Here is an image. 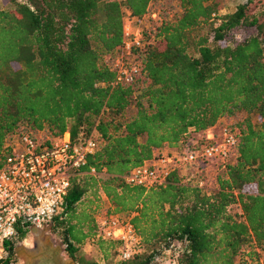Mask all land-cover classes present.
Segmentation results:
<instances>
[{"label":"trees","instance_id":"16d2710c","mask_svg":"<svg viewBox=\"0 0 264 264\" xmlns=\"http://www.w3.org/2000/svg\"><path fill=\"white\" fill-rule=\"evenodd\" d=\"M1 1L10 8L0 10V164L22 132L97 140L49 225L67 258L97 264L78 253L91 240L103 261L115 249L108 264H153L164 254L170 264H264V3L223 13L224 0H171L172 12L156 0ZM141 19L143 45L127 53L139 77L116 84L123 22ZM236 115L244 119L227 123L237 131L234 157L217 164L212 190L177 170L149 187L125 182ZM102 215L127 219L139 252L118 259L121 243L97 235Z\"/></svg>","mask_w":264,"mask_h":264},{"label":"built area","instance_id":"2783aa9c","mask_svg":"<svg viewBox=\"0 0 264 264\" xmlns=\"http://www.w3.org/2000/svg\"><path fill=\"white\" fill-rule=\"evenodd\" d=\"M137 23L123 22L121 49L111 63L116 84L130 85L139 77L138 64L127 56L132 48L143 45ZM236 136L237 131L228 125L212 127L205 131L203 144L162 154L131 170L124 180L149 187L162 183L170 170H177L184 181L204 188L202 177L207 166L234 157ZM6 146L8 152L0 164V264H16L7 247L16 238L17 230L50 225L62 210L70 179L95 151L97 140L93 134L72 140L68 132L57 138L22 132L13 135ZM96 229L101 238L121 243L118 259L127 260L139 252L138 238L127 219L102 215L96 218Z\"/></svg>","mask_w":264,"mask_h":264},{"label":"rangeland","instance_id":"374dc122","mask_svg":"<svg viewBox=\"0 0 264 264\" xmlns=\"http://www.w3.org/2000/svg\"><path fill=\"white\" fill-rule=\"evenodd\" d=\"M244 0H224L220 5V11L223 13L232 12L236 5L243 3ZM264 0H256L249 6L250 12H256L259 10ZM155 5L163 12H172L174 2L171 0H156ZM8 4L2 3L0 0V10L9 9ZM137 26L142 28H148L149 23L145 19H141ZM238 38V35H237ZM244 119V115H236L230 118L228 121H223L219 125L224 126L227 123L239 122ZM251 123L254 127L257 126V120L255 117H251ZM163 154H166L163 153ZM217 165L209 164L206 168V173L202 177L205 188L213 189L214 178L218 170ZM252 192L253 188H249ZM114 248L109 250L107 254L108 261H103V255L97 249L94 242L91 240H84L79 246V255L86 260L96 262L97 264H108L115 260ZM12 258L16 264H51V261H47L48 257L54 256L56 261L53 264H71L70 259H67L64 255L63 246L61 245L58 237L52 233L49 226L42 228L31 227L22 239L15 238L11 247ZM153 264H170L168 254L162 255L157 258Z\"/></svg>","mask_w":264,"mask_h":264},{"label":"flooded vegetation","instance_id":"af4514ba","mask_svg":"<svg viewBox=\"0 0 264 264\" xmlns=\"http://www.w3.org/2000/svg\"><path fill=\"white\" fill-rule=\"evenodd\" d=\"M63 256H65L66 258H67V256L64 254ZM67 259H69V258H67ZM56 261V259L54 258V256L52 255H50L49 257H48V259H47V261H51L52 263L51 264H53V263H55L54 261Z\"/></svg>","mask_w":264,"mask_h":264},{"label":"crops","instance_id":"0c3cea01","mask_svg":"<svg viewBox=\"0 0 264 264\" xmlns=\"http://www.w3.org/2000/svg\"><path fill=\"white\" fill-rule=\"evenodd\" d=\"M218 125H219V123L217 125H215L213 128L217 127ZM175 150L176 149H169V150H167L166 153H171V152H174ZM163 153H165V152H163ZM180 175H182V174H180Z\"/></svg>","mask_w":264,"mask_h":264},{"label":"water","instance_id":"95a60500","mask_svg":"<svg viewBox=\"0 0 264 264\" xmlns=\"http://www.w3.org/2000/svg\"><path fill=\"white\" fill-rule=\"evenodd\" d=\"M70 263L73 264V262L70 260Z\"/></svg>","mask_w":264,"mask_h":264}]
</instances>
